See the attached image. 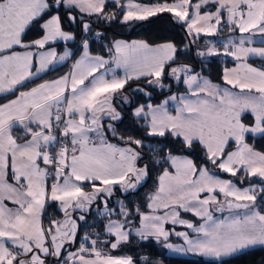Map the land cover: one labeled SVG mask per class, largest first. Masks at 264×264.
Wrapping results in <instances>:
<instances>
[{"label":"snow or ice","instance_id":"snow-or-ice-1","mask_svg":"<svg viewBox=\"0 0 264 264\" xmlns=\"http://www.w3.org/2000/svg\"><path fill=\"white\" fill-rule=\"evenodd\" d=\"M106 3L107 0H0V93L18 92L16 99L0 105V264H46L41 254L60 257L65 241H72L76 233V221L69 218V209L86 210L99 193L111 195L112 186L117 184L125 190L135 189L148 176L147 164L137 167V161L144 156L138 149L147 147L152 151V146L129 137L128 144L136 147H117L108 141L109 132L116 135L115 128L101 119L104 115L111 120L121 118L111 101L132 79L148 77V84L163 88L166 78L181 82L183 76V83L196 97L194 100L180 97L182 106L177 107L176 115L169 113L167 100L159 107L147 105L149 111L143 106L136 109L134 115L147 121L148 136H170L185 149L199 146L207 159L223 172L236 176L243 169L242 175L264 180V153L255 151L246 142L252 135L264 137V69L248 63L225 69L224 81L239 89L233 92L198 77L187 64L173 66L178 60V49L171 42L154 47L143 41L130 44L118 41L114 45L115 64L124 68L125 75L107 79V71L99 76L96 73L109 61L102 56H89L85 41L84 55L74 64L70 76L19 91L18 86L27 87L25 82L34 75L35 53L30 49H44L58 39H75L63 30L60 9L67 10L69 22H79L82 31L87 32L90 23L83 16L73 15V11L98 20L115 19L114 13L105 11ZM209 3L215 4L217 10L202 15V4ZM190 7L195 9L191 16ZM126 9L124 22L169 12L178 23H186L189 34L195 32L197 36L215 35L222 19L221 10H226L227 25L237 27L240 33L264 36V0H201L195 5L191 0H178L154 6L129 0ZM32 34L39 38L29 39ZM245 43L244 38L238 45L229 40L234 50L226 45L224 55L244 61L250 55L264 58V47H245ZM69 55L65 52L60 61ZM198 55L219 53L212 48ZM55 59V51L40 53L37 72L45 71ZM69 92L70 96L66 95ZM170 99L175 101L177 97ZM248 115L253 117L251 123L245 122ZM32 125H36L35 129ZM14 127H19L25 136H14ZM233 144L234 151L230 150ZM149 159L170 163L175 169L163 171L158 192L149 204L154 212L159 208L172 211L164 216L142 215L138 236L163 237L167 241L169 232L164 224L171 219L172 223L186 225L196 234V239H190L187 233H177L188 246L175 248L177 252L191 251L220 260L250 245H264V214L257 210V191L264 201V189L242 190L230 180L210 174L206 167L198 168L193 160L171 152L164 155L161 150ZM85 181L91 183L93 192L84 191ZM96 181L104 187H97ZM215 192L232 198L227 202L229 210L244 211L230 219H214L210 205H217L218 211L224 210L217 196L212 195ZM201 193L209 195L201 199ZM5 201L16 208H9ZM50 202H59L65 219L61 222L53 218L51 226L45 228L42 216ZM178 209L193 212L204 223L196 226L179 219ZM121 214L124 222L112 221L107 226L115 238L113 249L129 240V232L124 230L130 222L128 213L121 209ZM79 218L83 220L84 216ZM95 243L93 240L92 244ZM166 247L171 249L173 245ZM80 251L87 249L81 247ZM93 251L95 259L86 260L81 255V264H133L131 257L114 258Z\"/></svg>","mask_w":264,"mask_h":264},{"label":"trees","instance_id":"trees-1","mask_svg":"<svg viewBox=\"0 0 264 264\" xmlns=\"http://www.w3.org/2000/svg\"><path fill=\"white\" fill-rule=\"evenodd\" d=\"M105 11L109 14L114 13L116 18L98 20L97 18L79 14L78 10L72 13L73 15H77L78 18L79 16H83L84 21L91 23L88 32L91 36L89 39V50L92 54L101 56L109 55L112 51L113 43L118 39L141 40L153 45L171 42L175 44L178 49V60L173 66L187 64L192 66L195 72L208 77L213 82L219 83L222 81L223 72L228 62L226 63L218 58L205 59L199 56L198 49L201 41L199 42L195 35L189 34L186 25L180 22L178 23L172 14L163 13L144 21L124 22L123 13L126 11L124 8L122 11V4L120 1H108L105 6ZM59 14L62 17L63 30L75 36L74 42L69 44V46L75 49V55H77L82 51V44L86 40L88 32L82 31L79 22L75 24L69 22L66 9H60ZM35 38H38V35L32 34L29 36V39ZM58 46L59 48H63L65 44H58ZM254 63L256 64L257 62ZM61 73L62 72L50 71L48 75L54 77ZM148 79L150 78L129 81L125 85L124 92L130 96V105L121 106V104H118L121 110L120 112L122 113L120 120H105V122H109L116 130V135H112L111 132L108 133V141L124 147H136L135 145H129L127 142L129 137H133L143 141L146 146H152V151H149L147 147L138 149L144 156L142 160L137 161V165L140 167H143L145 164L148 165L149 173L147 179L136 191L124 194L118 190L112 201L109 202L110 206L115 207L114 212L110 215L101 217L100 205L98 207L92 205L90 210L85 211L83 215L84 219L78 222L76 241L65 246L62 255L58 259L59 261L62 260L68 252H76L83 240H105L104 237L107 236L105 233L106 222L110 219L124 221L121 209L128 213L129 224H138L140 214L149 210V201L157 190L160 174L168 167V163H157L155 160H150L149 157H151L153 153H159L162 150L164 155H167L169 152H171L172 155H188L194 158L198 166L199 164L200 166L205 164L209 167H216V165H213L211 161L207 159L204 150L199 146L194 149H185L176 139L170 136H148L146 131V120L136 117L133 111L149 103H160L170 94H178L185 91V86L182 82L176 84L170 77L165 80L166 82L172 83L171 88L154 87L147 83ZM10 98H12V95L2 97L0 98V103ZM252 120L253 117L248 115L246 121L251 123ZM33 129L35 128L33 127ZM13 135L23 137L25 133L21 131V129L15 128L13 129ZM121 137L124 139L122 140ZM246 140L254 150L264 153V137L250 136L246 138ZM160 159L162 161V157ZM83 186L85 191H90L92 188L91 183H85ZM257 205L264 213V201L259 199ZM63 216L64 213L59 210L58 205L56 203H51L50 206H47L45 211V224L51 226V220L53 218L59 220ZM106 245H108V243L102 245L103 250ZM110 254L132 257L134 259V264H264V248L253 249L239 256L215 262L203 260L198 257L167 256L160 250L157 240H151L149 238H132L130 243L125 245L124 248L113 251ZM50 264L57 263L50 261Z\"/></svg>","mask_w":264,"mask_h":264},{"label":"rangeland","instance_id":"rangeland-1","mask_svg":"<svg viewBox=\"0 0 264 264\" xmlns=\"http://www.w3.org/2000/svg\"><path fill=\"white\" fill-rule=\"evenodd\" d=\"M131 3H134V4H140L142 6H154V5H157V4H162V3H168V4H173V3H176L178 2V0H142V1H134V0H130ZM192 2V5H195V1L194 0H191ZM127 3H129V0H126L124 3H123V7L125 9V11L127 10L126 9V5ZM195 12V9L190 7L189 8V13H190V16L193 15ZM208 12H211V11H208ZM163 13H169V12H162V13H158V14H163ZM157 14V15H158ZM172 14V13H170ZM85 15V14H84ZM173 16V14H172ZM153 16H150L148 17L151 18ZM174 17V16H173ZM92 18H96L95 16H93ZM146 19V20H148ZM175 19V18H174ZM176 20V19H175ZM135 21H143V20H133V21H128V22H135ZM90 23V22H89ZM180 23H183L186 25L185 22L181 21ZM212 23H214V21H212ZM91 25V23H90ZM222 28L220 27V25L218 26V30L216 32L215 35H217V39H219V42H221V37H220V34H218L219 30H221ZM89 31V30H88ZM87 31V32H88ZM67 32V31H66ZM70 33V32H69ZM72 34V33H71ZM89 34V32H88ZM73 35V34H72ZM192 35H195L197 37V35L193 32ZM88 44V53H89V56L91 57H96V56H100V55H94L90 52L89 50V41L88 40H85ZM84 41V42H85ZM208 42V41H207ZM211 48H213L212 46H210ZM217 49V51H219L218 49V46L215 47V50ZM66 52H71L72 54V50L71 49H67ZM82 53H84V48H83V44H82ZM60 54V57L63 56L64 54L62 53H59ZM84 55V54H83ZM82 55V56H83ZM81 56V57H82ZM79 56H77L75 59H73V61L71 62L72 65L75 64L77 58ZM80 57V59H81ZM204 57H206V59H208L207 55H205ZM55 66H53L54 68ZM192 67V66H191ZM193 68V67H192ZM53 70V69H52ZM198 77H201V78H204V79H207V80H210L208 77L198 73V72H195ZM174 83L176 84H180L181 82L183 83V76H182V79H181V82H177L174 78L170 77ZM170 81V80H168ZM213 84L215 85H218L220 86L221 88H227L229 89L230 91H233V92H237L235 89H231L227 86H224L220 83H217V82H213L211 81ZM164 83H165V87L166 88H171V85L172 83L171 82H166V80H164ZM184 86H185V91L181 94H172L171 96H176L177 99L175 101L171 100L170 97H167L165 98L163 101H161V103H157V104H152V103H149L147 105H151L152 107H159L161 106L165 100L168 101V104H167V108H168V111L170 114L172 115H176L177 112H176V109L178 106H182L181 103H180V97H188L189 99H196V97L192 96L191 93H190V90L188 89L187 85L185 83H183ZM154 87H157V88H161L159 86H156V85H152ZM203 95V94H201ZM130 102H131V99H130V96L125 94L124 92H119V93H115L113 95V98H112V106L115 108L116 112L119 113L120 117H122L121 115V110L117 107V103L118 104H121V106L123 105H130ZM146 105V106H147ZM146 106H143L145 107V111H149V109L146 107ZM142 107V106H141ZM140 108V107H139ZM138 109V108H137ZM110 119L107 115H104L102 116V121L104 119ZM121 119V118H120ZM120 119H117V120H111V121H118ZM147 122V121H146ZM246 123H248L247 121H245ZM255 136H258V135H255ZM60 139H63L62 137ZM232 151L236 150L235 148V145L233 144L231 146V149ZM256 151V150H255ZM175 156H180V157H184V158H188V159H191L194 161V163H196V161L194 160V158L188 156V155H175ZM197 165V164H196ZM137 167H140L137 165ZM198 168H202V167H206L210 174H213L215 177H217L218 179H221V180H230L237 188H240V189H256V190H259V189H264V180H262L261 178L259 177H252V176H249V175H242L243 173V169H241L240 172L237 173L236 176H232L230 173H225L223 172V170L219 169L218 167H209V166H206L205 164L201 165L199 164V166L197 165ZM168 171L170 172H174L175 169L171 167L170 163H168V167L166 168ZM163 174V171L162 173L160 174V176ZM160 178V177H159ZM147 179V176L142 179L139 183H137V186L135 189H127L125 190L121 185L117 184V185H114L112 186L113 188V191H112V194L111 195H108L106 193H99L98 196H97V199L95 201H93V203L91 205H89L86 209V211L90 210V207L92 205H95L96 207H98L99 205L101 206V211H100V214H101V217H104L106 215H110L111 213L114 212V206H110L109 205V202L112 201L113 197L117 194V191L115 190L116 187H119L121 189V192L124 193V194H127L129 192H133V191H136L144 182L145 180ZM135 182V181H134ZM98 187V186H97ZM104 187V186H102ZM158 189H159V181H158V187H157V190L155 191V193L152 195L154 196L157 192H158ZM95 189L92 187L90 191H85V192H93ZM207 195H209L208 193H201L200 196H201V199L205 198ZM212 195H216L217 196V199L219 201V204L220 205H223L224 206V210L223 211H218L216 210L217 209V205L213 204V205H210L209 208L212 210V213H213V217L214 219L216 220H222V219H230L240 213H242L244 210L243 209H232V210H229L227 208V202L228 201H231L232 198L231 197H224V195L222 193H219V192H215V193H212ZM260 196H261V193L259 191H257V201L260 199ZM151 199L149 201V204L151 203ZM101 203V204H100ZM243 203H247V202H243ZM149 207V206H148ZM85 209H78V208H74V209H69V218L77 221L76 217H80L81 215H76L75 211H84ZM257 210H260L259 208ZM172 211L171 208H168V209H165V208H159L157 209L155 212L153 211L152 208L149 207V210L147 212H144V213H141L140 214V218L138 220V224L135 225L134 223H131V224H127L126 227H125V231L126 232H129V240L127 242H122L117 248L113 249L111 247V244L113 242H115V238L107 231V226L112 222V221H119L117 219H110L106 222V227H105V233H106V237H104V239L107 241L108 245H106V247L104 246L105 249H107L108 252L112 253L113 251H116V250H119V249H122L124 248L125 245L129 244L131 239L132 238H140V239H146V238H149L151 240H157L158 244H159V248L160 250L165 253L167 256H179V257H198L200 259H203V260H207V261H215V262H219V261H222V260H227V259H230V258H233V257H236V256H239L247 251H250V250H253V249H258V248H264V245H250L246 248H243V249H239L237 250L235 253H233L232 255L230 256H227V257H223L221 258L220 260H217V258L215 257H208V256H202L200 255L199 253H195V252H191V251H184V252H177L175 251L174 249L177 248V247H183V248H187V244L186 242L184 241L183 237L182 236H179L177 235V233H187L189 235V238L190 239H196V234L192 232L191 229L187 228L186 225H182V224H179V223H172L171 219H169L165 224H164V228L167 232H169V237H168V240L165 241L163 239V237H160L159 239L155 236H147L145 238H141L140 236H138L136 234L137 230L140 229L142 227V215H160V216H164L166 214H169L170 212ZM179 213H180V216H179V219L181 220H184V221H187V222H190V223H193L194 225L196 226H199L201 224L204 223L203 220L200 219V217L196 216L193 212H185L183 209H178ZM261 211V210H260ZM262 212V211H261ZM98 213V212H97ZM262 214H264L262 212ZM80 219V218H79ZM120 222H124V221H120ZM77 230H78V222H76V233H75V237L72 241H65L64 243V246L63 248L61 249V252L62 250L65 248L66 245L68 244H71V243H74L76 241V237H77ZM96 244V243H95ZM167 244H172L173 245V248H168L166 247ZM15 251V249H12ZM50 264V262L48 263Z\"/></svg>","mask_w":264,"mask_h":264},{"label":"crops","instance_id":"crops-1","mask_svg":"<svg viewBox=\"0 0 264 264\" xmlns=\"http://www.w3.org/2000/svg\"><path fill=\"white\" fill-rule=\"evenodd\" d=\"M108 1H117V0H107V2ZM118 1H120V3L123 6V3L126 0H118ZM136 1H142V0H136ZM169 1H171V0H169ZM194 1H195L196 4L201 2V0H194ZM216 10H217V6L215 4H213V3L202 4V6H201V14L202 15L208 13V11L215 12ZM221 16H222V19H221L220 27L222 29L219 30V32H218V34H220V37H221V42H219V39H217V35H211V36H209V35H205L204 33H200L197 36L199 42L201 41L200 47L198 49V53L201 52V51L207 52L208 49H212L210 46H212L214 49H215V47L218 46L219 51H217V49H216V51L219 53V55H212V56H208L207 55L208 56L207 58L208 59L218 58V59H221V60L225 61L226 63L228 62V65L226 64L225 69L231 70L233 68H238V66L241 63H248L252 67L264 69V58H260V57L251 56L250 55L248 57V59L246 61H244V60H236L232 56H226V55H224L225 46L226 45H227V47L229 49L234 50V48L232 47V44H228V41L229 40H231L233 42V44H237L238 45L239 40L242 39V38H244L246 40V43L244 45L245 47H256V48H260V47H264V36H261L259 34L252 35L251 33H240V31H239V29L237 27L227 25L226 24V21H227V12H226V10H221ZM249 40L251 42H248ZM118 41H121V42H124V43H129L130 44V43H132L134 41H137L138 42V41H141V40H127V39H118V40H116L113 43L111 53L109 55H107V56H102L104 59L108 60L109 63L105 66V68L100 69V71L98 73H96L97 76H99L101 73H104V72L107 71V76H106L107 79H112L113 75H115L117 78H123L124 77V75H125L124 68L123 67L117 68L116 67V64H115V48H114V45ZM73 42H74V40L64 41V40H59L58 39L55 42H50V44L46 45L44 49H38V48L30 49L31 51H33L35 53L34 58H33V73H34V75H33V77L30 78L29 81H26L25 82V84H27V87L18 86L19 91H29L32 87H36L39 84L48 83V82H51V81L60 79V78H62L64 76H70V74L74 71V65H72L71 62L73 61V59H75L77 56H79L77 58V60H76V62H77L78 60H80V57L84 54L81 51L80 53H78L77 55H75V49L73 47L69 46V44H71ZM143 42H146V41H143ZM58 44H65V46L63 48H59ZM149 45L155 47V46L160 45V44H156V45L149 44ZM67 49H71L72 50V54H71V52H68V53H70V55L65 60L60 61V59H59L60 54L59 53L64 54ZM18 50L19 51H24V49H18ZM48 51H55L56 52V59L53 61V63H51V64H49L47 66V69L45 71H43V72H37V69L39 68V54L42 53V52L43 53H46ZM203 58L206 59V57H204V56H203ZM253 61L254 62H257V63L255 64ZM53 66H55V67L53 68ZM110 69H112L114 71H110ZM225 69H224V71H225ZM50 71H57V72H62V73L59 74L58 76L51 77V76L48 75ZM223 76H224V72H223ZM144 78H148V77H141L140 79H144ZM91 79L92 78L89 77V80H91ZM132 80H136V79H132ZM132 80H130V81H132ZM87 82L88 81H86V83ZM219 83L222 84V85H224V86H227V87H229L231 89H235L237 92L239 91L238 88H232L231 85L227 84L224 81L223 78H222V81L219 82ZM119 92H121V93L124 92V89H121ZM119 92H117V93H119ZM173 94H175V93H173ZM178 94H181V93H178ZM10 95H12V98L8 99L7 101H5L3 103H0V105L6 104V103L10 102L11 100L16 99L17 98V95H18V92H16V93H0V98L6 97V96H10ZM66 95L70 96V92L69 93H66ZM171 95L172 94L168 95L167 97H169ZM167 97H165V98H167ZM117 107L119 108L118 103H117ZM135 111H136V109L133 111V113H135ZM121 115H122V113H121ZM107 119H104L102 122L104 123L105 120H107ZM105 123L106 124H109V122H105ZM32 127L35 128L36 125H32ZM15 128H19V127H14V129ZM252 136H255V135H252ZM246 142H247V140H246ZM110 143L116 145L117 147L124 148V146L118 145L116 143H113V142H110ZM85 183H90V182H87V181L83 182V184H85ZM94 183L98 187H102L103 186V185H100L98 181H96ZM115 190L116 191H118V190L121 191V189L119 187H116ZM51 203H56L58 205L59 210H60L59 202H50V204ZM5 204L9 208H12V209H15L16 208V206L13 205L10 201H5ZM47 206L48 205H46V209H47ZM46 209H45V211H46ZM60 211H62V210H60ZM85 211L86 210H84L83 212L82 211H75V213H76V215H84ZM44 217H45V214L42 216V224H43V226L45 228H48L50 226L45 224ZM64 219H65V214L58 221H61L62 222ZM76 219H77L76 222L81 221V219H79L78 217H76ZM95 241H96L95 246L100 249V253H101L102 256H111V257H114V258L127 257V256L111 255L110 253L107 252L106 249L103 250L102 245H105L107 243L106 240H103L102 241V240L96 239ZM63 250H62V252H63ZM62 252H61V255H62ZM79 256H81V255H76V252L75 251L74 252L70 251V252H68V254L64 258H62V260L59 261L58 259L60 257H54V256L44 257L43 254H41V258L42 259H45L46 264H48L51 260L53 261V263H57V264H58V261L59 262H62V264H81V262L79 260ZM82 256H84V258L86 260H94L95 259V254H91V255H88L87 254V255H82ZM69 257H71V259ZM133 264H134V259H133Z\"/></svg>","mask_w":264,"mask_h":264},{"label":"built area","instance_id":"built-area-1","mask_svg":"<svg viewBox=\"0 0 264 264\" xmlns=\"http://www.w3.org/2000/svg\"><path fill=\"white\" fill-rule=\"evenodd\" d=\"M90 37H91L90 34H88L87 37H86V40L89 41ZM81 247L87 249V251L81 252L80 251ZM93 249L99 251V248L92 244V240H88V239L83 240L81 242L79 248L76 251V255H87V254L91 255V254H95Z\"/></svg>","mask_w":264,"mask_h":264},{"label":"flooded vegetation","instance_id":"flooded-vegetation-1","mask_svg":"<svg viewBox=\"0 0 264 264\" xmlns=\"http://www.w3.org/2000/svg\"><path fill=\"white\" fill-rule=\"evenodd\" d=\"M99 251H100V249H99ZM52 261V260H51Z\"/></svg>","mask_w":264,"mask_h":264}]
</instances>
